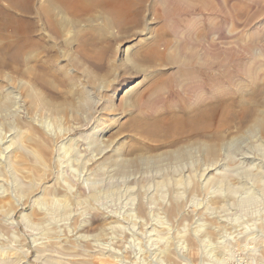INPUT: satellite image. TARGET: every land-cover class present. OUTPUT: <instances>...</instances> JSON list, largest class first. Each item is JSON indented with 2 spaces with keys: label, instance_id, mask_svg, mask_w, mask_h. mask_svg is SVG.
Masks as SVG:
<instances>
[{
  "label": "rangeland",
  "instance_id": "374dc122",
  "mask_svg": "<svg viewBox=\"0 0 264 264\" xmlns=\"http://www.w3.org/2000/svg\"><path fill=\"white\" fill-rule=\"evenodd\" d=\"M247 1L253 15L264 13V0ZM155 4L147 0L141 24L126 31L109 26L100 10L76 20L57 8H50L53 15L19 14L43 41L15 69L0 67V144L10 136L16 141L0 157L6 162L0 165V264H264L263 185L237 184L253 166L252 160L243 164L242 155L264 156V105L254 110L250 101L243 121L235 116L176 139L167 129L152 134L151 126L134 123L159 109L161 103L157 109L152 103L153 82L177 73L174 60L236 62L237 83L225 88L246 85L250 91L241 70L248 64L264 74V14L247 26L220 14L209 27L201 16L173 13L171 33L156 44L170 60L155 64L138 52L165 23ZM36 5L48 9L49 1ZM54 17L57 25L50 27ZM83 41L89 51L107 49L101 67L79 61ZM221 202L234 230H213ZM12 209L14 227L6 215ZM39 212L46 215L43 225Z\"/></svg>",
  "mask_w": 264,
  "mask_h": 264
},
{
  "label": "bare ground",
  "instance_id": "6f19581e",
  "mask_svg": "<svg viewBox=\"0 0 264 264\" xmlns=\"http://www.w3.org/2000/svg\"><path fill=\"white\" fill-rule=\"evenodd\" d=\"M48 1H49V8L47 9L45 6V7H43V9H40L36 5L37 0H0V67L1 68H7V67L12 68L13 67V69H15V67H17L16 65L19 66L21 63L26 62L28 53L31 52V48L40 45L43 41L41 36H37V31L34 28L33 22L19 16V14L26 15V16L32 15V14L41 15L42 12L46 13V14H52V13H49V11L51 10L50 8H53L52 9L53 11L55 8H57L61 12H66L68 15H70L73 19L76 20V19H81L79 17H84L85 15L90 14L93 10H100L99 12L103 13L107 17V24L109 26L112 27V25L115 24V26L120 31H126V30H128L134 26L141 24V21H142L141 17L143 14L142 9H143L144 4L147 0H48ZM153 1L156 3L155 6H156L157 18L162 19L163 21H165V23L163 24V27L157 31L156 38L151 42L148 41V43L146 44V46L144 48H142V50H138V52L140 51V56L143 58V60L146 62H149V63L150 62L155 63L158 61H166V60L169 61L170 60L169 56L161 54L158 51L156 44L158 43L159 40H162L165 38V36L167 35V32H170L169 29L171 27H170V24L168 27V23H169L168 17H170L173 13H175V14H179L180 12L184 13V10H185V12H187L189 14L193 13L194 15L201 16V17L205 18V21L208 22V26H209V23H211L210 21H213L215 18H218L219 17L218 15H220V14L221 15L225 14V13L228 14L227 18H229L235 22H239V21H241V19H244L246 26L250 25L251 22H253L257 19H260L262 17V15L264 14V13L263 14L260 13L257 16L253 15L251 13V10L249 9V7H246L248 4L247 0H222V1H217L216 4H214L215 1L212 2L210 0H156V1L153 0ZM53 14H54V12H53ZM175 14H174V16H175ZM206 15H207V17H205ZM54 19H55V17L53 19L49 20L50 27H53V26L55 27V25H57ZM258 23H260V21H258ZM200 29H203V28H200ZM207 31H208V29H207ZM195 32H197V31L195 30ZM200 32H201V30H200ZM203 33H204V31H203ZM205 33H206V30H205ZM174 35H175V33H174ZM174 35H172V37ZM202 35L204 36V34H202ZM197 37H200V36H197ZM206 37L208 39V36H206ZM174 38H176V37H174ZM204 38H205V36H204ZM165 40H167V39H165ZM200 43L202 44V42H200ZM88 45H89L88 41L82 42L81 47L79 48V52H78L81 58H79V57H77V58L79 59V61H81L83 59L84 61L85 60L89 61L91 64H93L95 66L96 65L100 66L101 61H103L105 54L107 53V49L104 47L95 46V49L93 51H89L87 49ZM159 45H161V43H159L158 46ZM161 46H159V47H161ZM173 46H174V43H173ZM210 46L213 47L212 43ZM253 49L254 48L249 46V44L246 45V48H245L246 53H248L250 56H251V52ZM109 51H110V49H109ZM257 51H258V49H257ZM197 53H198V51H197ZM212 53H214V52H212ZM171 61H173V60H171ZM173 64H177V66H179L178 71L174 76L166 78V77H164L165 74L162 73L160 76L158 74L159 77H157V79L153 82L152 92H155V93H153V96L154 95L155 96L153 97L152 103L154 104L155 108L158 107V105L160 103L162 105L161 104L159 105V107H158L159 109L157 111L154 109L155 112L152 116L151 115H143V116H141L139 121L135 120V122H134L135 124L142 123V124H146V125L151 126V129H152L151 132H153L152 134H155V133H157L158 130H163V129L164 130L167 129V133H168L167 135H170V136L174 137L175 139L178 138L179 136H182L185 133L198 134L202 130H204V128H207L209 130V129H212L215 127L218 128V126H221L224 124H229L235 116H238L239 119L241 121H243L245 118L248 117V115L250 113V109L247 106L250 104V101L254 102V110H258L260 107H262L264 105V99L263 100L260 99V97L262 95V86L261 85L264 82V74H260V72L259 73L254 72L255 70L253 71L250 66L248 67L247 66L248 64L246 65V64L241 63V64H243V68L241 67L242 68V70H241L242 75L241 76L244 79L249 80L248 87H250V89H251L250 91L248 90L246 85H244V86L235 85V87L232 85L231 88H229L228 86H227L228 88H225L226 85L228 84V82H231V81L235 82V80L238 79L237 77H239V74L237 76L236 72L231 71V70H233L232 68H234L233 66L237 64L236 62H231V63H229L227 61L226 62H220V61L215 62L213 60L212 61L211 60L210 61H204L202 59L198 60V59H195L194 57L193 58L191 57L182 63L181 62L176 63V61L174 60ZM38 76L39 77H37V78L39 80H41V81L44 80L43 79L44 75L41 74ZM35 79H36V77H35ZM47 81H48V79H47ZM243 81H245V80H243ZM160 83H162V87H159ZM235 83H237V82H235ZM156 102L158 103V105L155 104ZM152 103H151V106H152ZM175 103L178 104V107L175 105L176 108L174 107ZM11 137L12 136L6 137L4 144H2V145L0 144V157H1V155L4 154L5 150H9V148H11L12 146L15 145L16 141L14 142V137H12V138ZM8 139H10V140H8ZM6 144H9V145L6 147L5 146ZM3 146H5V147H3ZM12 150L13 151L15 150L14 152L19 153V149L16 147H14ZM24 154H22V156H18V159L24 158L25 157ZM9 157H11V156H9ZM256 158L254 156L253 157L250 156V153L249 154L244 153L242 155L243 164L247 161H250V160H252L251 163H253V166H251V169L249 167L245 170L248 172V174H246V175L249 177H247V178H250V177H252V178L251 179L242 178V179H239L237 181L238 182L237 184H240L242 188L255 189V187L257 186V185L255 186L256 182H259L260 184H262L263 188H264V156L262 158H259V159H256ZM5 160H6V158H5ZM0 161H1V158H0ZM5 163L6 162H2V163L0 162V165L3 167V164H5ZM4 174H5V172H4ZM224 180H225V178H224ZM4 183H6V182H4ZM3 185H4L3 180L0 178V196L4 192ZM223 186H224V184H223ZM231 187H232V185H231ZM235 187H236V185L234 186V188ZM27 188H28V186H27ZM258 191H261V190H258ZM5 193H7V192H5ZM263 193H264V191H263ZM263 193H261V194H263ZM46 195H47V193H46ZM50 195H49V197H50ZM3 197H6V196H3ZM49 197L47 196L48 199H49ZM47 198H45V199H47ZM72 199H73V197H72ZM250 200H252V199H250ZM53 201H54V199H53ZM48 203H49V201H48ZM49 204H51V203H49ZM224 204H226V203H222L221 208H219L220 210L223 209L222 207ZM243 209H244V205H243ZM55 212H57V210ZM232 212H233V210H232ZM38 214H40L39 215L40 217L38 218L39 220L37 222L40 221L42 223L45 220L46 215L45 216H44V214L41 215L40 212ZM6 215L8 218L7 222L12 227H14L16 210L12 209ZM235 215H236V212H235ZM47 217H48V215H47ZM1 219H2V217H1ZM213 219H215V218H213ZM232 219H233V217H232ZM216 220H217V224L213 228V230H216V231H218L219 229L227 230L226 228L234 230V227L236 226L235 224H233V220L228 219L227 214L224 213L223 210L221 212H219L218 216H216ZM40 222H39V224H41ZM215 223H216V221H215ZM41 225H43V223ZM33 226H34V224H33ZM44 226H45V224H44ZM238 227H240V226H237V228ZM47 230H49V229L47 228ZM50 232H52V230H50ZM50 232H47V233H50ZM49 238H51V237H49ZM53 238H51V239H53ZM261 238H262V236H261ZM53 246H55V245H53ZM37 249H39V248L37 247ZM47 249L49 250L48 245H47ZM39 250L43 252V249L42 250L39 249ZM39 250H38V253H40ZM50 250H51V248H50ZM56 251L54 250V252H56ZM48 252H50V251H48ZM63 252H62V254H63ZM107 253H108V251H107ZM5 254L6 253H4V255ZM6 256L8 257L9 255L7 254ZM24 256H25V254H24ZM68 256H69V254H68ZM37 257H39V255ZM52 257H53V255H52ZM44 259H47V257H44ZM64 259H67V258H64ZM108 259L110 260L111 258L109 257ZM6 260H7V258H6ZM18 260H16V261H18ZM20 260H21V258H20ZM48 260H49V258H48ZM4 261H5V259H4ZM9 261H10V259H9ZM46 262H47V260H46ZM109 262H107V263H109ZM54 263L55 262H53L51 264H54ZM61 263L62 262H60V264ZM107 263H104V264H107ZM1 264H2V262H1ZM19 264H27V263H26V261H23L22 263L20 262ZM128 264H129V261H128Z\"/></svg>",
  "mask_w": 264,
  "mask_h": 264
}]
</instances>
